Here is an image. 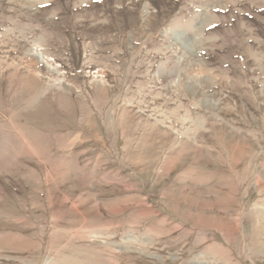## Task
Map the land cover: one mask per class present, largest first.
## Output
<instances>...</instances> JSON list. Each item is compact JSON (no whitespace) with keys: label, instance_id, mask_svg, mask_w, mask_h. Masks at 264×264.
<instances>
[{"label":"rangeland","instance_id":"obj_1","mask_svg":"<svg viewBox=\"0 0 264 264\" xmlns=\"http://www.w3.org/2000/svg\"><path fill=\"white\" fill-rule=\"evenodd\" d=\"M262 217L264 0H0V264H264Z\"/></svg>","mask_w":264,"mask_h":264},{"label":"bare ground","instance_id":"obj_2","mask_svg":"<svg viewBox=\"0 0 264 264\" xmlns=\"http://www.w3.org/2000/svg\"><path fill=\"white\" fill-rule=\"evenodd\" d=\"M260 215V214H259ZM258 217V216H257ZM261 217V216H260ZM263 218V217H262ZM259 219H261V218H259ZM264 219V218H263ZM259 221H261V220H259ZM259 228V233L262 231V232H264V224H261V222H260V226L258 227Z\"/></svg>","mask_w":264,"mask_h":264}]
</instances>
